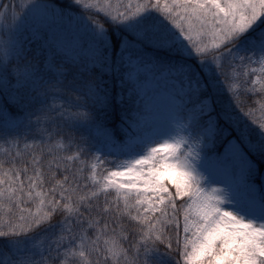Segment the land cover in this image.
I'll return each instance as SVG.
<instances>
[{"label": "snow or ice", "instance_id": "6c2138e0", "mask_svg": "<svg viewBox=\"0 0 264 264\" xmlns=\"http://www.w3.org/2000/svg\"><path fill=\"white\" fill-rule=\"evenodd\" d=\"M0 264H264V0H0Z\"/></svg>", "mask_w": 264, "mask_h": 264}, {"label": "trees", "instance_id": "16d2710c", "mask_svg": "<svg viewBox=\"0 0 264 264\" xmlns=\"http://www.w3.org/2000/svg\"><path fill=\"white\" fill-rule=\"evenodd\" d=\"M260 113L259 112H257V116L259 115ZM258 118V117H257Z\"/></svg>", "mask_w": 264, "mask_h": 264}, {"label": "rangeland", "instance_id": "374dc122", "mask_svg": "<svg viewBox=\"0 0 264 264\" xmlns=\"http://www.w3.org/2000/svg\"><path fill=\"white\" fill-rule=\"evenodd\" d=\"M257 117L259 118L260 117V114Z\"/></svg>", "mask_w": 264, "mask_h": 264}]
</instances>
